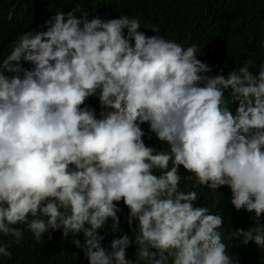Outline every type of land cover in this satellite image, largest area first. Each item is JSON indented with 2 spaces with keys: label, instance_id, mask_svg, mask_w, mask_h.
I'll return each instance as SVG.
<instances>
[{
  "label": "clouds",
  "instance_id": "obj_1",
  "mask_svg": "<svg viewBox=\"0 0 264 264\" xmlns=\"http://www.w3.org/2000/svg\"><path fill=\"white\" fill-rule=\"evenodd\" d=\"M64 1L76 4L0 0V26L17 35L5 50L0 42V234L19 244L23 224L35 243L60 241L89 264H233L222 217L179 190L184 168L251 212L230 239L264 246V62L255 74L246 61L209 76L195 44ZM121 200L135 261L127 234L101 244L109 218L119 230ZM9 247L0 243V257Z\"/></svg>",
  "mask_w": 264,
  "mask_h": 264
},
{
  "label": "trees",
  "instance_id": "obj_2",
  "mask_svg": "<svg viewBox=\"0 0 264 264\" xmlns=\"http://www.w3.org/2000/svg\"><path fill=\"white\" fill-rule=\"evenodd\" d=\"M97 8H103L110 14L127 15L139 18L141 31L146 35H153L146 25H155L159 34L167 40H173L185 48L195 44L199 49L197 59L208 64L211 71L209 76L224 75L227 77L232 70H237L246 62L251 61L249 70L254 74L259 71V65L264 62V0H90ZM54 8H65L66 5L76 3L64 0H49ZM55 9H52V12ZM56 14V13H55ZM54 14V15H55ZM125 34L127 30H124ZM16 32L0 26V42L5 50L12 39H16ZM230 96V90H226ZM228 99L225 100L227 103ZM228 107L235 114L239 102H233ZM149 125L143 123V129ZM156 151H163V144L155 139L148 144ZM179 182V190L197 192V207H207L209 214L220 215L223 220L218 229L223 242L227 245V253L233 259V264H264V246L257 247L254 242L243 244L242 237H233L231 233L237 228L247 230L252 225L250 213L244 209L236 210L231 203L232 193L228 186H222L213 191L207 186L197 183L196 177L184 168ZM159 172L157 171V173ZM192 176L191 180L186 177ZM120 211L119 230L111 231L112 221L106 222L100 235L104 236L101 244L110 250V242L127 234L133 243L126 249V258L135 261L137 245L134 243L135 233L127 223L128 208L123 201L117 202ZM138 222L133 220L132 228ZM16 227L25 229L19 244L13 242L11 236L0 234V243L9 244L11 258L0 257V264H89L85 256L71 253L64 249L60 241L35 243L32 234L26 226L18 224Z\"/></svg>",
  "mask_w": 264,
  "mask_h": 264
}]
</instances>
